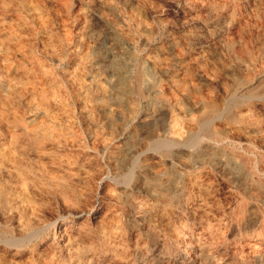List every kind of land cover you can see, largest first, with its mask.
I'll return each instance as SVG.
<instances>
[{"label":"rangeland","instance_id":"1","mask_svg":"<svg viewBox=\"0 0 264 264\" xmlns=\"http://www.w3.org/2000/svg\"><path fill=\"white\" fill-rule=\"evenodd\" d=\"M263 39L264 0H0V79L18 90L0 116L35 127L26 102L48 96L67 137L50 158L23 156L28 175L0 161V264H264ZM212 107L223 117L201 129ZM17 134L0 129V144ZM189 135H204L201 158L152 148ZM156 174L175 184L157 190Z\"/></svg>","mask_w":264,"mask_h":264},{"label":"bare ground","instance_id":"2","mask_svg":"<svg viewBox=\"0 0 264 264\" xmlns=\"http://www.w3.org/2000/svg\"><path fill=\"white\" fill-rule=\"evenodd\" d=\"M24 5H23V9H24V6H25V9H27V11L30 13V12H33L34 11V8H32L27 2H22ZM36 6V5H35ZM226 9V8H225ZM26 11V10H25ZM8 12V11H7ZM22 13V12H21ZM13 14V13H12ZM23 14V13H22ZM32 14V13H31ZM37 15V14H36ZM33 16H34V14H33ZM29 18V17H28ZM231 18V17H230ZM230 18H228V19H230ZM30 20V19H29ZM30 22V21H29ZM8 27V26H7ZM193 32V31H192ZM16 33V32H15ZM22 34V33H21ZM140 34V33H139ZM250 34V33H249ZM73 37V36H72ZM25 38V37H24ZM71 39V38H70ZM264 40V39H263ZM44 42H46V41H44ZM120 43V42H119ZM1 44V43H0ZM48 44V43H47ZM218 44V43H217ZM5 45V44H4ZM2 46V45H0V53L3 51V50H6L5 49V46H8V45H5V46ZM15 45V44H14ZM198 45V44H197ZM30 46V45H29ZM48 47V46H47ZM54 49V48H53ZM81 49V48H80ZM25 50V49H24ZM43 50V49H42ZM20 51V50H19ZM34 51V50H33ZM56 52V51H55ZM71 52V51H70ZM91 53V52H90ZM95 53V52H94ZM92 54H93V52H92ZM97 54V53H96ZM95 54V55H96ZM109 52H107V53H105L104 55H100V57H105V58H109ZM73 56V55H72ZM86 56H88L87 54H86ZM85 56V57H86ZM2 57V56H1ZM61 57V56H60ZM66 57V56H65ZM85 57H84V60H86L85 59ZM92 57V56H91ZM124 57V56H123ZM86 58H88V57H86ZM89 58H90V55H89ZM122 58L120 57V58H114V56L112 57V58H110V66L113 68V69H116V70H118L119 69V65H118V63H117V61L118 62H120V60H121ZM109 60V59H108ZM123 60H124V58H123ZM44 61V60H43ZM87 61V60H86ZM26 63V62H25ZM85 63V62H84ZM88 63V62H87ZM45 64V63H44ZM86 64V63H85ZM35 65V64H34ZM121 65V64H120ZM109 66V67H110ZM157 66V65H156ZM2 67V66H1ZM41 67H43V66H41ZM121 68V67H120ZM123 68H126V67H124L123 66ZM40 69V68H39ZM38 69V70H39ZM123 70V69H122ZM114 72H115V70H113ZM121 71V70H120ZM59 72V71H58ZM70 72V71H69ZM123 72H124V70H123ZM122 73V72H121ZM126 73L127 72H125V75H126ZM62 74V73H61ZM225 74V73H224ZM65 75V74H64ZM182 75V74H181ZM81 76H82V73H80L77 77H80L81 78ZM117 76V75H116ZM61 77V76H60ZM71 78V77H70ZM79 78V79H80ZM127 78L129 79V77H126V76H124V75H122V74H119L118 75V77H117V82H116V84L118 85V88H117V94H118V98L122 101L123 100V98H124V96L126 95V97H127V94L129 93V90H130V87H128L127 88V84L126 83H129V82H126L127 81ZM82 79V78H81ZM91 79V78H90ZM116 79V78H115ZM182 79V78H181ZM131 80V79H130ZM198 80V79H197ZM263 83H264V80H259V83L257 84V85H259V86H261L260 88H257V96L256 97H258V98H264V87L262 86L263 85ZM77 84V83H76ZM81 84V83H80ZM256 85V86H257ZM81 86H82V84H81ZM129 86V85H128ZM258 86V87H259ZM252 87V86H251ZM263 87V88H262ZM30 88V87H29ZM70 88V87H69ZM250 88V87H249ZM38 89V88H37ZM255 88H251V89H248V92H250V91H253ZM260 89V90H259ZM100 90H101V92H103V93H105L106 94V92H107V88L106 87H104V86H100ZM158 90V89H157ZM57 91V90H56ZM61 91V90H60ZM132 91V90H131ZM256 91V90H255ZM16 92H18V90H17V87L14 85V84H12V82H11V80L10 79H0V95H6V94H12V93H16ZM4 93V94H3ZM56 93V92H55ZM54 93V94H55ZM132 93V92H131ZM131 93H129V94H131ZM256 93V92H255ZM255 93H251V94H255ZM53 94V95H54ZM63 94V93H62ZM250 94V95H251ZM45 95V94H44ZM64 95V94H63ZM114 95V94H113ZM32 96V95H31ZM93 96V95H92ZM130 96V95H129ZM137 96V95H136ZM236 96H238V95H236ZM234 94H231V96L229 97L230 98V101L232 102V100H237L238 99V97H236ZM30 97V96H29ZM50 97V96H49ZM54 97V96H53ZM254 97H255V95H254ZM34 98V97H33ZM129 98V97H128ZM29 99V98H28ZM37 99V98H36ZM55 99H57V98H55ZM93 99V98H92ZM106 101H107V99H105ZM242 100V99H241ZM80 101V100H79ZM85 101V100H84ZM59 102V101H58ZM57 102V100H54V99H50V98H48V96H41V98L38 100V101H35V100H33V99H30V100H28L27 102H26V105H27V107H28V109H29V111H30V113L29 114H31V117L30 118H32V121L33 122H36L37 123V121H39V123H38V125H35V127H32V128H30V126H28V125H26L25 123H23V122H21V120H19V119H17V118H14L11 122H10V117L9 118H7V119H5L4 118V116L1 114V116H0V129H1V131L3 132H7V133H11V129L13 130V131H15V133H18L17 134V136H20V138H22L23 140H22V142H19V143H17V141H13L14 140V138H13V140L11 139V141L9 140V143H8V145L6 144V146H3V145H1L0 144V161L1 162H4L5 164L7 163V167H5V168H8L9 166H11L12 168H10L11 170L14 168V169H16L17 171H18V174H19V176H18V178L23 174H25V175H28L29 173H30V165H29V160H27V162L26 163H28V164H26L25 163V165H23V156L24 157H26V156H29V157H32L33 159H39L40 160V158H44V157H47V158H50V156L52 155L51 153H50V151H49V148H48V143L47 142H50L51 143V141L55 138H57L58 140H59V137L60 136H62V134L60 133V130L59 131H56V130H58V128L59 127H57L58 126V120H57V117H54V115H52L53 113H51V108L52 107H55V106H58V103ZM201 102V101H200ZM230 102V103H231ZM77 103V102H76ZM229 103V102H228ZM62 106H63V104H62V102L60 103ZM59 104V105H60ZM84 104V103H83ZM157 105V104H156ZM103 106V105H102ZM198 106V105H197ZM260 106V105H259ZM60 107V106H59ZM199 107V106H198ZM1 108L3 109V107H2V105H1ZM55 110V109H54ZM59 110V109H58ZM222 110V109H221ZM3 111V110H2ZM1 111V112H2ZM28 111V110H27ZM57 111V110H56ZM223 111H224V109H223ZM0 112V113H1ZM188 112V111H187ZM241 112H243V111H241ZM179 113V112H178ZM238 113V112H237ZM27 114V113H26ZM223 112L222 111H220L219 109H216V108H214V107H212L211 108V119L209 120V121H205V122H203V123H201V125H199L200 127H202L201 129H203V128H205V127H208V126H213L214 125V123L215 122H218V121H220V119L223 117ZM186 115V114H185ZM234 115V114H233ZM87 116H88V114H87ZM256 117V116H255ZM230 117H228V119H229ZM232 118V117H231ZM64 119V118H63ZM88 119V118H87ZM90 119V118H89ZM177 119V118H176ZM58 122H57V121ZM65 120V119H64ZM138 120V119H137ZM224 120H225V118H224ZM227 120V119H226ZM231 120V119H230ZM233 120V119H232ZM25 121V120H24ZM63 121V120H62ZM61 121V122H62ZM91 121V120H90ZM222 121V120H221ZM138 122V121H137ZM62 123H64V122H62ZM144 123V122H143ZM31 124H32V122H31ZM33 125V124H32ZM61 125V124H60ZM84 125V124H83ZM63 127H64V125H63ZM69 128V127H68ZM133 128V127H132ZM178 128V127H177ZM180 128V127H179ZM184 128V127H183ZM260 128V127H259ZM76 129V128H75ZM82 130V129H81ZM170 132H171V134H175V133H177V131H176V129H175V127L173 126V127H171L170 129ZM248 130V129H247ZM64 131V130H63ZM62 130H61V132H63ZM73 131V130H72ZM179 131V130H178ZM198 131V130H197ZM201 131V130H200ZM125 132V131H124ZM116 133V132H115ZM132 134V133H131ZM184 134V133H183ZM193 134V133H192ZM196 134V133H195ZM68 135V134H67ZM64 136V135H63ZM63 136H62V138H63ZM131 136V135H130ZM134 136H135V134H134ZM139 136V135H138ZM190 136V135H189ZM64 137H66V135L64 136ZM127 137V136H126ZM137 137V136H136ZM176 137V136H175ZM16 138V137H15ZM132 139H134L135 137H133V135H132V137H131ZM64 139V138H63ZM66 139H67V137H66ZM183 139V138H182ZM208 139V138H207ZM18 140V139H17ZM61 140V139H60ZM60 140H59V142H60ZM102 140V139H101ZM137 140H139L138 138H137ZM64 141V140H63ZM62 141V142H63ZM68 141H69V138H68ZM128 141H130V139L128 138ZM127 141V142H128ZM210 141V140H209ZM8 142V141H7ZM135 142H137V141H135ZM215 142V141H214ZM57 143V142H56ZM61 143V142H60ZM64 143V142H63ZM63 143H61V144H63ZM132 143H133V141H132ZM204 143H205V138H204V135H191L189 138H187L186 140H181V138H179V139H175V138H172V139H169V140H165V141H155L154 142V146L152 147L155 151H162V150H164V149H166V150H168V149H171V148H179V149H183V150H185V151H187V152H189V153H187V154H190L191 152H192V148H195L196 147V154L198 155V157H202V154H203V152H204V147H203V145H204ZM210 143V142H209ZM3 144V143H2ZM120 144V143H119ZM135 144V143H134ZM207 144V143H206ZM212 144L213 143H211V147H212ZM56 145V144H55ZM60 145V144H59ZM64 145H66V143L64 144ZM127 145V144H126ZM132 148H133V144H129ZM50 146H52V145H50ZM68 146V145H67ZM215 146V145H214ZM126 147V146H125ZM136 148V147H135ZM217 148H219V147H217ZM128 149H129V147H128ZM206 149V148H205ZM118 150V149H117ZM124 150V149H123ZM134 150V149H133ZM153 150V151H154ZM213 150V149H212ZM218 150H220V149H218ZM127 151V150H126ZM59 152V151H58ZM120 152L122 153V151L120 150ZM119 152V153H120ZM124 152V151H123ZM128 152V151H127ZM100 153V152H99ZM150 153V152H149ZM13 154V155H12ZM16 154V155H15ZM130 154V153H129ZM153 156H155L156 154L153 152V153H151ZM162 154V153H161ZM12 155V156H11ZM67 155V154H66ZM192 155V154H191ZM65 156V155H64ZM122 157V156H121ZM156 157V156H155ZM200 157V158H201ZM46 158V159H47ZM112 158V157H111ZM27 159H28V157H27ZM114 159V158H113ZM123 159V158H122ZM121 159V160H122ZM137 159V158H136ZM155 159V158H154ZM26 160V159H25ZM49 160H51V159H49ZM124 160V159H123ZM29 161V162H28ZM53 161V160H52ZM118 161V160H117ZM173 161V160H172ZM0 162V163H1ZM25 162V161H24ZM38 162V161H37ZM33 163V162H32ZM115 163V162H114ZM134 163V162H133ZM136 163V162H135ZM4 164V165H5ZM10 164V165H9ZM119 164H122V161H121V163H119ZM124 164V163H123ZM33 165V164H32ZM206 165V164H205ZM59 166V165H58ZM122 166V165H121ZM56 167V166H55ZM66 167V166H65ZM94 167V166H93ZM123 167V166H122ZM32 168V167H31ZM34 168V167H33ZM62 168V167H61ZM69 168V167H68ZM67 168V169H68ZM14 169H13V171H14ZM36 169V168H35ZM35 169H34V171H35ZM1 170H3V169H1ZM6 170V169H5ZM9 170V169H8ZM30 170V171H29ZM41 170V169H40ZM64 170V169H63ZM69 170H71L70 168H69ZM128 170V169H127ZM56 171V170H55ZM60 171H62L61 169H60ZM67 170L65 169V172H66ZM129 171H131V170H129ZM16 172V171H15ZM71 172V171H70ZM17 173V172H16ZM61 173H63V172H61ZM66 173H68V172H66ZM78 173V172H77ZM127 173V172H126ZM64 174V173H63ZM70 174V173H69ZM71 174H72V172H71ZM73 174H74V172H73ZM79 174V173H78ZM82 174V173H81ZM33 175H35V173L33 174ZM68 175V174H67ZM75 175V174H74ZM73 175V176H74ZM62 176H64V175H61V177ZM69 176V175H68ZM186 176V175H185ZM34 176H32V178H33ZM65 177V176H64ZM78 177V176H77ZM82 177H84V176H82ZM24 177H22V180H24L23 179ZM28 178H30V176L28 177ZM66 178H67V176H66ZM74 178H75V176H74ZM173 178V177H172ZM172 178H169L166 182H167V184H165V183H163V182H161V178H160V176L159 175H157L156 174V176H155V185H156V187H158L159 189H157V190H168L173 184H175L174 183V179H172ZM27 179V178H26ZM25 179V180H26ZM58 179H60V178H58ZM64 179V178H63ZM78 179V178H77ZM80 179V178H79ZM140 179V178H139ZM62 180V179H61ZM69 180V179H68ZM76 180V179H75ZM83 180V179H82ZM124 180V179H123ZM126 180L127 181H132L133 180V176H132V174H130V175H128L127 177H126ZM62 181H65V180H62ZM73 181V180H72ZM98 181V180H97ZM138 181V180H137ZM69 182V181H68ZM125 182V181H124ZM123 182V183H124ZM140 182V181H139ZM191 182V181H190ZM58 183H60V182H58ZM138 183V182H137ZM146 184H147V182H145ZM144 183V184H145ZM20 184V183H19ZM33 186V185H32ZM66 186V185H65ZM70 186V185H69ZM248 186V185H247ZM113 187V186H112ZM124 187V186H123ZM72 188V187H71ZM99 188V187H98ZM125 188H126V186H125ZM62 189V188H61ZM72 189H74V187L72 188ZM76 189V188H75ZM156 189V188H155ZM5 189L3 188V190H2V192L4 191ZM70 190V189H69ZM123 190V189H122ZM160 190V191H161ZM74 191V190H73ZM73 191H71V192H73ZM108 191V190H107ZM114 191V190H113ZM78 192H79V190H78ZM121 192H123V191H121ZM165 192V191H164ZM128 193V192H127ZM127 193H126V190H124V192L122 193V195L123 196H128L129 197V195H130V193L127 195ZM198 193V192H197ZM69 194V193H68ZM72 194H74V193H72ZM2 195H3V193H2ZM2 195H0V196H2ZM77 195V194H76ZM114 195V194H113ZM5 196V195H4ZM79 196V195H78ZM80 196H81V194H80ZM117 196V195H116ZM115 196V197H116ZM76 197V196H75ZM113 197V196H112ZM176 196H175V194L172 196V198H175ZM83 198V197H82ZM106 198H108V197H106ZM109 198L111 199V197H110V195H109ZM117 198V197H116ZM118 198H122V196L120 195V196H118ZM125 198V197H124ZM123 198V199H124ZM130 198V197H129ZM175 199H177V198H175ZM116 200H120V199H116ZM169 200V199H168ZM202 200V199H201ZM127 201V200H126ZM78 202H79V200H78ZM129 202V201H128ZM142 202V201H141ZM77 203V202H76ZM75 203V204H76ZM91 203V202H90ZM105 205V204H104ZM20 207V206H19ZM23 208V207H22ZM83 210V209H82ZM120 210V209H119ZM124 211V210H123ZM133 211V210H132ZM177 212V211H176ZM96 213L98 214V213H100V210H98V211H96ZM138 214V213H137ZM174 215V214H173ZM27 216V215H26ZM72 216H77L76 214H72L71 216H67V217H64V218H62L61 219V221H59V222H55L54 224H53V232H52V236H53V239H58V238H63V236H64V229L66 228V227H68V226H70L71 225V223H73V222H75V219H73V217ZM100 216V215H99ZM98 216V217H99ZM3 217V216H2ZM33 219V218H32ZM101 220V219H100ZM97 221V220H96ZM30 222V221H29ZM29 222H27L26 221V223H29ZM51 222H52V220H51ZM117 223V222H116ZM31 224V223H30ZM50 224V223H49ZM192 224V223H191ZM50 226V225H49ZM27 227V226H26ZM57 227V228H56ZM49 229H51V228H49ZM30 230V229H29ZM32 230V229H31ZM144 230V229H143ZM30 232V231H29ZM35 232V231H34ZM101 232V231H100ZM125 232V231H124ZM28 233V232H27ZM26 233V235H28ZM41 233V232H40ZM45 234V233H44ZM100 234V233H99ZM66 235V234H65ZM30 236V235H29ZM130 237V236H129ZM65 238V237H64ZM17 239V238H16ZM7 240V239H6ZM67 240H68V238H67ZM70 240V239H69ZM69 240H68V242H69ZM128 240V239H127ZM57 242V241H56ZM55 242V243H56ZM72 242V241H71ZM80 242V241H79ZM58 243V242H57ZM56 243V244H57ZM51 244V243H50ZM65 244H67V243H65ZM71 243H68L67 245L69 246ZM55 245V244H54ZM257 245V244H256ZM59 246H61L60 244H59ZM202 246V245H201ZM200 246V247H201ZM81 247V246H80ZM102 247V246H101ZM36 249V248H35ZM58 249V248H57ZM61 249V248H60ZM62 250V249H61ZM203 254V253H202ZM52 255V254H51ZM262 258V257H261ZM149 259V258H148ZM59 260V259H58ZM130 261V260H129ZM70 262V261H69ZM141 264V263H140ZM157 264H159V262L157 263Z\"/></svg>","mask_w":264,"mask_h":264}]
</instances>
